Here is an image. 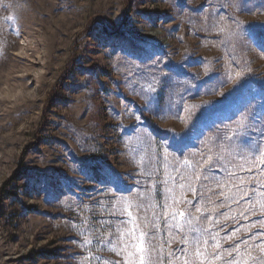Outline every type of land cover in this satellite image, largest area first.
<instances>
[{
  "label": "rangeland",
  "instance_id": "rangeland-1",
  "mask_svg": "<svg viewBox=\"0 0 264 264\" xmlns=\"http://www.w3.org/2000/svg\"><path fill=\"white\" fill-rule=\"evenodd\" d=\"M260 35L264 0H0V264L264 259Z\"/></svg>",
  "mask_w": 264,
  "mask_h": 264
},
{
  "label": "snow or ice",
  "instance_id": "snow-or-ice-1",
  "mask_svg": "<svg viewBox=\"0 0 264 264\" xmlns=\"http://www.w3.org/2000/svg\"><path fill=\"white\" fill-rule=\"evenodd\" d=\"M255 150H257V147H256ZM181 178L183 179V177H181ZM199 210L200 209L197 208V211H199ZM127 215L129 217H131L132 213L131 212H128ZM179 215L181 217H183V216H185V212H180ZM156 218L157 219H160L159 214H157V217ZM171 218L172 219H175V215H173ZM154 227H156L158 229L159 226L158 225H155ZM191 231L192 232H199L198 235H195V236L192 237L191 243L194 244V245H199L201 243V237L203 235H209V236H211L210 233H208L206 230H203V229L197 230V229L193 228V229H191ZM129 235H132L131 230H129ZM142 235L145 236V238L147 239V241H148V243L150 245L152 243V240L155 239V235L154 234L152 236H148L147 234L142 233ZM133 238H135V237L133 236ZM212 238L214 239V237H212ZM183 242L184 241L182 240V243ZM205 243H207V241H205ZM241 244H243V251L241 249ZM250 247H251V245H249L247 243V241L241 240L240 243L236 244L232 248V250L228 252V259L226 261V264H248V261H245L243 259V254H244V251H246ZM179 251H180L181 255H187L188 254L187 253V250L184 249V248H180ZM200 254L201 253L199 252V250H197L196 255H200ZM172 255L174 256L175 253H172ZM237 257H239V259H237ZM248 257H249L250 260H252V264H264V259L257 260L255 258H253L252 255H251V252H248Z\"/></svg>",
  "mask_w": 264,
  "mask_h": 264
},
{
  "label": "trees",
  "instance_id": "trees-1",
  "mask_svg": "<svg viewBox=\"0 0 264 264\" xmlns=\"http://www.w3.org/2000/svg\"><path fill=\"white\" fill-rule=\"evenodd\" d=\"M261 39H260V41H258V44H259V46L261 47V48H263L264 47V44H263V41H264V35H260L259 36Z\"/></svg>",
  "mask_w": 264,
  "mask_h": 264
},
{
  "label": "bare ground",
  "instance_id": "bare-ground-1",
  "mask_svg": "<svg viewBox=\"0 0 264 264\" xmlns=\"http://www.w3.org/2000/svg\"><path fill=\"white\" fill-rule=\"evenodd\" d=\"M156 36H157V34H156ZM156 36H155V37H156Z\"/></svg>",
  "mask_w": 264,
  "mask_h": 264
}]
</instances>
